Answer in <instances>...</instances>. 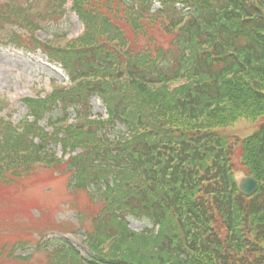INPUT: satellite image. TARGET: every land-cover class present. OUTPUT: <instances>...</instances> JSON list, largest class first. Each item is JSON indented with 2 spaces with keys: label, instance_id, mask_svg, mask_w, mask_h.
I'll list each match as a JSON object with an SVG mask.
<instances>
[{
  "label": "trees",
  "instance_id": "trees-1",
  "mask_svg": "<svg viewBox=\"0 0 264 264\" xmlns=\"http://www.w3.org/2000/svg\"><path fill=\"white\" fill-rule=\"evenodd\" d=\"M15 2L0 0L1 38L18 27L9 43L42 51L72 84L26 99L34 121L0 118V213L16 196L32 207L20 193L41 169H65L70 193L86 197L75 210L88 257L67 242L39 250L45 264H264V0H73L84 32L64 45L35 37L51 13ZM96 95L106 118L91 115ZM56 109L50 132L39 122ZM241 120L260 124L232 142L225 131ZM239 170L260 182L255 195L238 190ZM97 198L103 208L87 210ZM46 207L27 231L77 233ZM129 216L154 227L138 233ZM25 235L17 245L38 248ZM6 247L1 260L31 258Z\"/></svg>",
  "mask_w": 264,
  "mask_h": 264
},
{
  "label": "rangeland",
  "instance_id": "rangeland-1",
  "mask_svg": "<svg viewBox=\"0 0 264 264\" xmlns=\"http://www.w3.org/2000/svg\"><path fill=\"white\" fill-rule=\"evenodd\" d=\"M44 1L47 2L49 0H41L42 3ZM72 1L73 0H64V4L62 5H58L55 1L54 4L50 5L49 9H52L53 7H55V10L58 8H63V10L66 8L70 9ZM16 2L28 10L36 8L34 4L32 7H27L24 0H17ZM28 13L37 15V13L32 11ZM45 17L54 18L57 17V15L52 14L51 17H48L47 15ZM82 33L83 24L77 16L72 11H63V18L60 21L47 19L44 22H41V28L37 32V37L41 42L50 40L54 41L56 44L64 45L69 39L78 37ZM69 83L70 77H68L65 71L59 65L50 63L48 58L41 52L30 53L25 50H18L12 46L0 45V100L6 99L10 103V107L0 115L4 119L11 118L15 122L22 120L29 113V107L25 105L23 99L27 97H45L55 87H63ZM90 103L92 106L91 113L93 117H107V111L101 98L95 96L90 100ZM6 113L10 114V116ZM50 116H60L59 111H53ZM70 117L71 121L76 120L75 113H72ZM47 119L46 116V118L41 121V125H46ZM259 124V122L255 121L241 120L236 123L233 128L225 131V134L230 137L232 142H235L236 140L234 139L236 138H245L253 134L257 130ZM111 130L112 138L122 136L119 134L120 131L124 133L126 132V129L121 125ZM54 150L62 156L60 147H56ZM67 172L68 171L61 168L58 169V171L41 169L38 172L39 176L36 178V187L31 188L24 193H20V196L24 200L32 199V207L31 203H29L28 207H26L27 204L23 205L20 203L23 201L16 196L12 204L8 206V209H4V212L0 213V238H5L4 240L2 239V242L0 243L2 244V247L5 248L7 246L6 249H11L13 253H18L25 257L31 256L30 259L19 261L7 259L3 255V260L0 259V262H4L5 264H45V254L39 250H43L46 240L48 239L51 240L50 245L53 246L70 242L82 250L85 257H87L88 253L82 243L85 240L84 231L81 230L80 227L77 228L75 237L69 234L67 236H61L56 233H51L49 235H36L33 233V229L29 228L28 231L25 229V226H29V224L33 225L32 219L36 212L38 214L36 218L42 215L37 208L43 206H49L46 208L52 210L54 213L52 216L53 220L60 222L64 221V224L70 223L75 224L76 226L81 225L80 221L77 222V213L75 209H77V204L86 201V197L83 195L82 197L77 198L70 193L68 187L70 175H64ZM237 172L240 173L241 170ZM93 202V204L89 203L87 205V210L93 209V211H95L98 208L101 210L104 206L103 201L99 198ZM50 215H52L51 212ZM89 216H93L90 211ZM88 222H90L89 218H87V223ZM128 222L130 223V228L138 233L153 228V225L149 222L132 216L128 217ZM38 226L48 227L45 223H39ZM17 230H19V237L16 240L15 231ZM25 232L31 233L34 239L36 237L32 243H41L38 248H34V244L31 243H28L27 245H17L19 240H27ZM13 245L14 247L17 245L14 251L11 248Z\"/></svg>",
  "mask_w": 264,
  "mask_h": 264
},
{
  "label": "water",
  "instance_id": "water-1",
  "mask_svg": "<svg viewBox=\"0 0 264 264\" xmlns=\"http://www.w3.org/2000/svg\"><path fill=\"white\" fill-rule=\"evenodd\" d=\"M236 180L239 190L246 195H252L259 189V182L252 177L245 176L243 173H238Z\"/></svg>",
  "mask_w": 264,
  "mask_h": 264
}]
</instances>
